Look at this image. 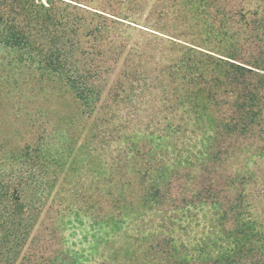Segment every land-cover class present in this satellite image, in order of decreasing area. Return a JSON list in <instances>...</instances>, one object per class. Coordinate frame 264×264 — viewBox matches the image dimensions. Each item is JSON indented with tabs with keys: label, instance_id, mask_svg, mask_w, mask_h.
<instances>
[{
	"label": "trees",
	"instance_id": "trees-1",
	"mask_svg": "<svg viewBox=\"0 0 264 264\" xmlns=\"http://www.w3.org/2000/svg\"><path fill=\"white\" fill-rule=\"evenodd\" d=\"M95 2L0 0V264H264V0Z\"/></svg>",
	"mask_w": 264,
	"mask_h": 264
},
{
	"label": "rangeland",
	"instance_id": "rangeland-1",
	"mask_svg": "<svg viewBox=\"0 0 264 264\" xmlns=\"http://www.w3.org/2000/svg\"><path fill=\"white\" fill-rule=\"evenodd\" d=\"M224 1L227 0H196V2L194 3H191V0H96L95 3H98L96 4L98 6L95 7H102L103 10L110 13H123L125 15H129L133 17V19L131 20L136 21L137 23L149 28L165 29L168 31L186 29V31H188L187 33H196V35H200L199 31H194L197 23L196 20H191L193 14L198 9L203 10V13H206L207 11L209 13V11L214 12L216 10H219L221 9L220 6ZM246 7L248 9L250 8V6ZM162 14L166 19L163 21L158 20L159 17L162 16ZM141 25L135 24V26H137L138 28H143L145 30L148 29L142 27ZM210 25L211 22L207 24V26ZM205 29L210 31V28H204V30ZM194 39L202 45L214 47L218 46L217 43L219 41L215 40V37L208 32L205 33L204 37L201 40L200 38ZM120 65L121 63L119 64L118 68H116V70L110 75V83L116 78ZM59 188L60 186L55 189L53 196L59 193ZM67 195H69L68 192ZM53 196L46 201L45 205H43L44 208L42 210V216L39 220V223H43L48 218L53 217V214L47 215V212L52 208L57 209L56 206L58 205V202L54 201ZM24 198L26 201H28L27 195ZM58 207H61V205H59ZM71 220L73 226L68 228L69 230L66 232V236H68L69 239L71 237H75L73 241L77 243L80 240V236L78 235H82V229L77 226L76 218H72ZM45 224H48V222L45 221ZM85 231L86 233H88V230Z\"/></svg>",
	"mask_w": 264,
	"mask_h": 264
}]
</instances>
